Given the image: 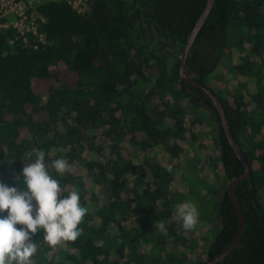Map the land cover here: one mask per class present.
<instances>
[{
  "label": "trees",
  "instance_id": "obj_1",
  "mask_svg": "<svg viewBox=\"0 0 264 264\" xmlns=\"http://www.w3.org/2000/svg\"><path fill=\"white\" fill-rule=\"evenodd\" d=\"M206 3L93 0L85 14L45 3L37 49L33 37L25 45L0 28V182L24 189L23 167L44 150L47 163L72 165L64 177L50 173L62 196L78 190L88 209L75 242L52 248L36 234L34 264H202L233 241L239 219L228 184L245 167L211 99L179 78ZM186 73L222 101L252 172L236 189L242 239L218 264H264V0H216ZM197 153L204 190L214 171L224 184L201 196L199 225L185 231L175 205L194 200L187 161Z\"/></svg>",
  "mask_w": 264,
  "mask_h": 264
},
{
  "label": "clouds",
  "instance_id": "obj_2",
  "mask_svg": "<svg viewBox=\"0 0 264 264\" xmlns=\"http://www.w3.org/2000/svg\"><path fill=\"white\" fill-rule=\"evenodd\" d=\"M33 151L34 161L22 170L24 189L0 182V264H34L38 252L34 237L41 231L44 243L52 248L75 242L83 232L80 225L88 209L82 206L79 191L62 196L60 181L50 173L54 170L64 177L71 174L72 165L65 158L47 163L44 150ZM25 156L31 160L33 152ZM167 171L172 172V165ZM175 216L185 231H194L200 222L198 206L191 201L176 204ZM155 229L167 233L162 221L155 223Z\"/></svg>",
  "mask_w": 264,
  "mask_h": 264
},
{
  "label": "water",
  "instance_id": "obj_3",
  "mask_svg": "<svg viewBox=\"0 0 264 264\" xmlns=\"http://www.w3.org/2000/svg\"><path fill=\"white\" fill-rule=\"evenodd\" d=\"M215 3H216V0H207L204 11H203L201 17L199 18V20L197 21V23L195 24V27H194V29H193V31H192V33H191V35L187 41V44H186V46H185V48H184V50L180 56L179 78H180L181 82L201 89L211 99L212 103L214 104V106H215V108L219 114L220 123H221V127L223 129V132H224L230 146L235 151L238 158L243 162L244 167H245V172L239 177H234L229 182V185H228V193H229L230 199L233 203V206L235 208V211H236V213L238 215V219H239V226H238V230L236 232V235H235L233 241L218 256H216L212 260H209V261L202 263V264H218L239 246L240 241H241L242 236H243V233H244L245 220L246 219H245V214H244L243 208H242L241 203L239 201V198L236 194V189L240 183L249 179L251 177V174H252L251 169L249 167V163L246 159V156H245L243 150L238 145L234 136L232 135V132L230 129V124H229V121L227 118V113H226V110L224 108L222 101L216 96V94L209 87L203 85L202 83H200L197 80H194L193 78H190L186 73V65H187L188 56L191 52V49H192V47L196 41V38H197L200 30L202 29V27L205 24L208 16L212 12V9H213Z\"/></svg>",
  "mask_w": 264,
  "mask_h": 264
},
{
  "label": "built area",
  "instance_id": "obj_4",
  "mask_svg": "<svg viewBox=\"0 0 264 264\" xmlns=\"http://www.w3.org/2000/svg\"><path fill=\"white\" fill-rule=\"evenodd\" d=\"M61 1L68 2L79 14H85L93 0H0V28L15 29L25 45L33 37L32 47L37 49L39 44L46 43L45 34L41 32L46 19L37 9L45 3Z\"/></svg>",
  "mask_w": 264,
  "mask_h": 264
},
{
  "label": "rangeland",
  "instance_id": "obj_5",
  "mask_svg": "<svg viewBox=\"0 0 264 264\" xmlns=\"http://www.w3.org/2000/svg\"><path fill=\"white\" fill-rule=\"evenodd\" d=\"M212 130L214 131H217L218 130V126L216 123L214 122H211V124H209V126ZM199 154L201 153H197V157L195 158H189V160L187 161L188 164L190 166H193V172L190 174V178L188 177L189 179V187L190 189L192 190V196L194 198V200L191 199V202L195 203L196 205H199L201 204L202 200H201V196L208 192L209 193V190H211L213 188V190H219L220 186L222 187L223 184H224V181L222 179L219 178V176L217 175V173L215 174V171L212 173L213 177L216 176V178H213L211 176V174L207 171H205L206 175L204 176V178H208V179H212L213 178V181H214V184H213V187L211 186L210 189H208V186H206L205 190H204V186H205V180L203 179V177H201V172H202V167H201V164L199 162L198 159H203V155L201 154L200 156H198ZM186 162V164H187ZM229 185V184H228ZM260 200L262 203H264V187L262 188L261 190V193H260ZM207 248V245L204 246V249Z\"/></svg>",
  "mask_w": 264,
  "mask_h": 264
}]
</instances>
